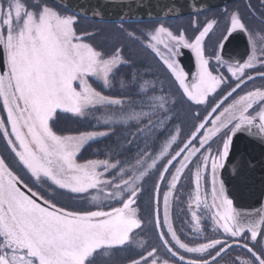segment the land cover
I'll list each match as a JSON object with an SVG mask.
<instances>
[{
    "label": "snow or ice",
    "instance_id": "1",
    "mask_svg": "<svg viewBox=\"0 0 264 264\" xmlns=\"http://www.w3.org/2000/svg\"><path fill=\"white\" fill-rule=\"evenodd\" d=\"M175 7L167 5L161 22L144 31L125 29L141 22L132 16L117 25L153 54L165 89L138 69L122 72L134 68L131 59L122 47L98 49L95 34L78 28L79 8L63 0H0V141L7 152L0 154V264H100L118 251L129 253L127 264H219L237 248L244 256L231 264H264V206L243 212L227 188L257 168L264 174V34L225 9L224 30L208 54L218 20L201 23L196 14L188 35L163 22ZM237 34L247 39L246 58L227 55ZM184 49L194 57L192 72L180 60ZM177 103L190 110L187 132L172 126ZM62 114L105 130L60 129ZM113 136L93 153L103 159L83 158L91 143ZM153 174L151 223L171 259L137 241L144 226L139 201ZM184 179L188 240L172 220Z\"/></svg>",
    "mask_w": 264,
    "mask_h": 264
},
{
    "label": "flooded vegetation",
    "instance_id": "2",
    "mask_svg": "<svg viewBox=\"0 0 264 264\" xmlns=\"http://www.w3.org/2000/svg\"><path fill=\"white\" fill-rule=\"evenodd\" d=\"M251 3L252 9H249L247 5ZM225 9L228 10V14L231 13V11H239L240 14L244 17L245 22L248 24L249 28L254 30L257 33L264 34V17H261V12L264 11V8H261L260 6V0H238L235 2H232L228 5H225L223 7H220L218 9H213L201 14H198V18L201 23H204L207 19H216L218 20V25L215 27L214 31L210 34L211 38L207 40L206 44V50L208 54H211L213 51V44L220 36L221 32L224 30L225 24L227 22V16L225 14ZM253 11L255 12V15H253ZM194 16V15H193ZM193 16L183 17V18H177L174 20H167L163 21L167 26L172 28L173 30L176 29H185L188 33V35L192 34V28H191V21L193 19ZM85 21H91L84 18H80L78 23V28L82 32H89L94 33L95 37L91 41L94 43L98 49H112L113 47H122L124 49V55L131 59V61L134 64L133 69H126L122 68V72H128L131 73L135 70H139L141 76L143 79L152 81L155 80L157 83V88L160 87V84L163 83L164 88L168 89L169 84L167 82V78L164 76L163 71L161 70L159 64L157 61L153 58V54L150 53V51L145 50L141 47L140 43H136L131 41L127 38L126 34L123 32H120L118 30H115V33L111 35V29L110 27H104V26H95L93 24L87 23ZM95 22V21H92ZM161 21H154V22H139V23H126L125 29L131 30V29H138L140 31L146 30L147 27L151 28L153 24L159 23ZM99 23V22H96ZM99 24H106V23H99ZM111 25V24H108ZM114 28H117L114 27ZM148 28V29H149ZM113 31V30H112ZM247 49V39L243 34H237L235 39L232 40V42L228 45V48L226 50L227 55H235L237 57L239 56H245V52ZM183 54L180 57V60L182 62L183 67L186 71L192 72L195 70V60L192 56L190 50L184 49L182 50ZM154 74V75H153ZM262 82L256 81L255 86H259ZM251 87V85H250ZM174 91V89H173ZM135 92V89H130L129 95L132 99H136V96L133 94ZM188 109L187 105H183L180 103H177L174 110V120L172 122V126H179L181 123V112L180 111H186ZM71 117V120H74L73 128L71 131H79L77 130V124L83 123L84 125H87V128L84 127L82 131H98L96 130L99 127H94V120L89 124L88 120H81L76 117H72L71 114H69ZM99 115V113L97 114ZM76 121V122H75ZM62 122L59 121L57 124V127L61 129ZM103 128H100L102 130ZM105 130V129H103ZM101 140H112L111 139H101ZM99 142V141H97ZM97 142L91 143L90 146H87L85 150H83V154L85 151L87 152V155L89 152L91 153L93 151H99V147H97ZM0 154L7 155V152L5 151V145L2 141H0ZM83 158H85L83 156ZM104 158V157H103ZM102 158V159H103ZM11 159V158H10ZM232 171H228L225 176H231ZM155 177V174L150 176L149 178H146V182L144 184L145 191L143 195L140 198L139 201V207H140V214L144 218V226L143 230L139 231V235L137 237V241H143L145 244L156 246L160 249V255L161 258H168L165 253V250L159 245L157 240V235L154 232L152 221V216L150 215V211L154 207V204L150 201V190L153 186V179ZM184 182V183H183ZM188 180L184 179L181 181L180 186L178 187L172 202V220H173V226L177 230L178 234L181 236L182 239L188 240L189 237H185V233L191 234V227L189 226V223H186V221L190 222L191 215L188 212V193L190 189L188 188ZM237 186L236 180H233L229 185H227L228 191L233 195L235 192ZM58 200L61 202H69L66 197H57ZM236 201L234 200V203ZM75 204H79V201L72 202ZM258 208L261 206H264V192H262V195L259 196V198L256 201ZM85 206H88L87 204ZM244 212H248L244 210ZM207 235L211 236V229L208 228ZM129 255L128 252H121L118 251L114 253L110 258H107L106 260H101L100 264H127V256ZM187 256V254H185ZM236 255L244 256V253L240 249H234L231 253L225 255L220 261L219 264H231V261L233 258H235Z\"/></svg>",
    "mask_w": 264,
    "mask_h": 264
},
{
    "label": "water",
    "instance_id": "3",
    "mask_svg": "<svg viewBox=\"0 0 264 264\" xmlns=\"http://www.w3.org/2000/svg\"><path fill=\"white\" fill-rule=\"evenodd\" d=\"M235 1L238 0H125L123 3L121 0H63L70 7L79 8L82 12L81 18L106 24H118L121 16L125 20L132 16L133 19L141 20V22L161 21L164 9L169 4L176 5L174 14L167 16L163 21L201 14ZM140 3H143L144 7H138ZM149 12L153 14L151 20L148 18ZM95 13L99 15H94ZM251 151L257 158L260 157L259 147H254ZM228 171H232L231 164L228 166ZM262 175L264 174L257 168L250 174L251 179L236 180L235 206L241 211L254 212L258 208L256 201L262 195L261 189L264 188V184H261Z\"/></svg>",
    "mask_w": 264,
    "mask_h": 264
},
{
    "label": "trees",
    "instance_id": "4",
    "mask_svg": "<svg viewBox=\"0 0 264 264\" xmlns=\"http://www.w3.org/2000/svg\"><path fill=\"white\" fill-rule=\"evenodd\" d=\"M85 22L93 24L95 26H104V27H110V28H114V27H116L118 25V24H111V25L99 24V23L92 22V21H89V22L85 21ZM62 115L64 116V118L60 120L62 122L61 129L71 131L72 128H73V124L72 123L74 122V120H71V117H70L69 114H62ZM79 123L77 124V130L82 131L84 129V127L87 128V125H84L83 123H81V124H79ZM98 131H100V130H98ZM115 131L117 132V135H119L121 129L117 128V129H115ZM115 139H116V137L113 136L112 140H99V142H97L98 143L97 147H99V151L103 150L106 145H111L112 141H114ZM99 151H94V153L99 152ZM86 155H87V152L85 151V153L83 154L85 159H97V158L102 159L104 157L103 155H100V156L93 155V151L91 153L89 152L88 156H86ZM154 179H155V177H154Z\"/></svg>",
    "mask_w": 264,
    "mask_h": 264
},
{
    "label": "rangeland",
    "instance_id": "5",
    "mask_svg": "<svg viewBox=\"0 0 264 264\" xmlns=\"http://www.w3.org/2000/svg\"><path fill=\"white\" fill-rule=\"evenodd\" d=\"M149 27H147L146 29H148ZM111 29V35H113L115 33V30H117V28H109ZM135 29V28H134ZM113 30V31H112ZM181 113V116H180V119H181V123L179 126H183V129L185 132L188 131L190 125H191V120H190V110H186V111H180ZM95 122V121H94ZM95 125V123H94ZM96 130H100V128H97ZM184 183V182H183Z\"/></svg>",
    "mask_w": 264,
    "mask_h": 264
}]
</instances>
